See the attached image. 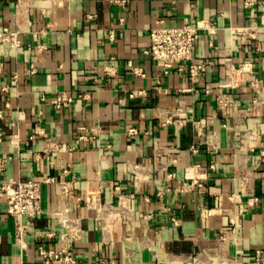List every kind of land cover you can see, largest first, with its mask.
Listing matches in <instances>:
<instances>
[{
    "label": "crops",
    "instance_id": "crops-1",
    "mask_svg": "<svg viewBox=\"0 0 264 264\" xmlns=\"http://www.w3.org/2000/svg\"><path fill=\"white\" fill-rule=\"evenodd\" d=\"M263 15L264 0H0V179L52 178L21 241L0 190V264H62L40 247L264 264ZM190 19L192 59L165 71L149 29Z\"/></svg>",
    "mask_w": 264,
    "mask_h": 264
},
{
    "label": "built area",
    "instance_id": "built-area-1",
    "mask_svg": "<svg viewBox=\"0 0 264 264\" xmlns=\"http://www.w3.org/2000/svg\"><path fill=\"white\" fill-rule=\"evenodd\" d=\"M190 6L194 8L200 0H189ZM259 0H241L243 7L251 8ZM264 24V15L262 16ZM253 28L245 27L242 32L252 35ZM5 41H11L17 44L14 32H8L5 29L3 34ZM199 36L198 24L190 19L189 22L181 25L167 26L159 23L149 29V44L145 52L155 61L159 62L165 71L175 66L179 62L189 61L192 59L193 47ZM133 71L141 74L139 70L131 66ZM202 64H191L189 72L192 76L198 73ZM32 68L30 72H33ZM70 95L60 94L54 100L55 107L60 108L67 106L72 102ZM7 157L0 156V173L4 169ZM52 181V178H40L39 180L27 181H2L0 179V190L5 195L6 213L12 217L14 222V237L21 241L25 234L32 228V221L43 213L41 208V185ZM39 253L44 262L49 263L52 260L62 264H76L75 260L69 255L64 248L60 250L39 248ZM98 264H106L100 260Z\"/></svg>",
    "mask_w": 264,
    "mask_h": 264
}]
</instances>
